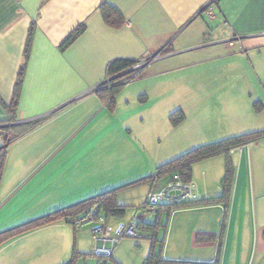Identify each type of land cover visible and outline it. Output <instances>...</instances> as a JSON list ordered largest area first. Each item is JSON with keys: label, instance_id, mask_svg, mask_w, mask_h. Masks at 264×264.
<instances>
[{"label": "crops", "instance_id": "1", "mask_svg": "<svg viewBox=\"0 0 264 264\" xmlns=\"http://www.w3.org/2000/svg\"><path fill=\"white\" fill-rule=\"evenodd\" d=\"M207 1L0 0V126L10 124L7 127H13L15 133L29 131L27 143L32 151L44 152L45 157H54L49 151L56 146L60 151L71 145V152H78L79 146L85 148L93 143L109 146L117 136L119 144L126 145L139 156V152L147 150V136L151 133L154 136L156 125L148 121L147 128L140 129L143 122L138 124L135 117L141 114V119L150 118L148 115L155 106L148 104L151 97H161L159 109L167 107V102L162 101L169 96L170 82L178 79L182 81L184 98L192 105L184 110L176 107L164 114L161 121L167 125L164 124L163 135L170 133L172 143L175 130L182 126L186 130L179 138L180 143L215 135L219 137L216 139H222L241 130H263L264 0H216L213 18L202 13ZM102 4L111 5L121 14L122 27L112 28L103 21L99 12ZM81 24L83 32L61 48L63 40ZM156 55L158 57L144 67L139 83L130 89L134 91L132 97L137 98V113L127 110V99H119L123 90L114 94L109 105L91 90L109 75L108 65L112 61H139ZM23 63V79L15 106L11 107L16 78ZM216 79L228 87L239 79L246 85L241 90L219 92L215 106L199 105L211 97L200 89L201 85ZM256 101L261 106L259 111L253 108ZM122 103H125L126 114L119 115L118 107ZM176 110L182 112L183 120L172 125L168 117ZM81 130L86 131L85 137L80 139L77 135ZM156 140L160 141L161 137ZM168 152L169 149H164L151 154L152 161H156L154 167L170 159L164 157ZM120 153L126 155L124 151ZM89 157L84 159L82 155L77 159L84 161ZM226 158L233 172L229 190L222 197L221 180ZM9 164L6 159L4 170ZM79 174V178L87 182L94 177L84 169ZM172 174L165 173L153 179H149L151 175L139 176L141 178L133 184L116 191V201L125 207L124 215L109 217L108 222L116 225L134 220L137 226L138 222L149 226L145 228L148 236L139 237L148 243L131 242L137 248L147 245L142 264H152L148 257L156 253L160 261L264 264V137L232 147L227 154H216L193 163L189 181L194 184L197 203L174 209L163 207L150 213V220L147 219L149 214L137 212L146 194L163 185ZM146 177L149 178L141 180ZM16 179L12 172L10 183ZM7 182L1 181L0 186L4 188ZM95 186L94 183L83 184L75 192L82 196L68 205L111 188L95 190ZM125 187L143 188V197L137 204H127L125 196L121 197ZM12 196L6 197L11 199ZM209 199L213 201L204 204ZM40 216L32 215L25 218L28 219L25 222ZM110 218L116 219L114 224ZM55 222L2 242L0 264H62L72 252L78 254L74 264L87 258V254L75 250L82 233L73 235L74 248L67 239L63 244L60 238L42 233L46 228L55 227ZM90 235L92 237V228ZM122 239L110 257L116 264H124L119 248Z\"/></svg>", "mask_w": 264, "mask_h": 264}, {"label": "rangeland", "instance_id": "2", "mask_svg": "<svg viewBox=\"0 0 264 264\" xmlns=\"http://www.w3.org/2000/svg\"><path fill=\"white\" fill-rule=\"evenodd\" d=\"M154 57L157 58L158 55ZM154 57L148 59L151 60ZM243 69L245 70V74L247 75L246 68L243 67ZM238 73L243 74L244 71H239ZM139 81L140 80L137 78L133 81L128 82L116 93L118 94L123 90L122 93L124 94H121L122 96L119 99L128 100V103L126 105H129L127 108L129 112L137 113L135 111L136 109H138L137 98L132 97L134 91H131L130 89H132L135 84L139 83ZM181 82L182 81L178 79L172 80L170 82V90L168 91L169 96L167 97V99L165 98V100L162 101L167 102L165 103L167 107L159 109L157 106L161 105V103L158 105L159 101H161V97H151L148 104H155V106L152 108V113L148 115L150 118L143 117V119H141L140 116H143L141 114L135 117L134 120L138 124L143 122L141 125H139L140 129H146L148 126V121H150L152 124L154 121L156 125L154 136L152 135V133L147 136L149 137L148 140H146L148 142L147 150L145 152H139V156L134 154V152H132V149L129 150L126 145L119 144L118 141H120V139L118 138L119 136H117L111 140L109 146H106V143L105 145L93 143L94 145H90L85 148L79 146V151L77 150L78 152H71L73 149V146L71 145L64 146L60 151L58 149L59 146H56L55 148H53V150L49 151L51 156L53 155L54 157H45L44 152L36 153L35 151H32V146L30 147L27 143V133L29 131L24 129L19 130L17 133H15L13 127L8 128V125H1L0 155H2L3 157V164L0 176V184L3 180L9 182L5 184L4 188L0 186V230L8 228L20 222H25V220H28L25 218H29L32 215H43L45 213H49L50 211L52 212V210L69 206L68 204L75 202V200H78L76 199L78 198V196H82L80 194L75 195V192L80 187L82 188L83 184L94 183L96 184L95 187L97 188L95 190H103L102 188L111 187L109 189H105L106 191L115 188L112 186H124L134 182V180H137L141 177L154 175V171L156 168L154 167V164H156V161H152L153 156L151 154H155V152H161L164 149H169V152L164 156L165 159L170 158L167 160L169 161L197 145L209 143L207 141H210L211 139H215L211 142L220 140L216 139L219 137H216L215 135L207 136L206 138L193 140L187 143H180L179 138L186 130L184 126H182L183 128L181 127L175 130L174 143L170 141V133L163 135V132L165 130V123L161 120L164 119V114H166L168 110H173L176 107L182 108V110H184L188 106L190 108L192 105V103H189L182 94ZM243 82L244 81L239 79V81L233 82V84L229 87L220 84L217 79L203 82L200 89L207 92V94L211 95V97L206 102L199 103V105L205 107L215 106L217 95L219 92H224L231 89L233 91L241 90L243 86L246 85ZM128 90L130 91L127 94ZM124 109L125 103H122L118 107L117 114H126ZM99 117H101V115ZM116 119L117 118H115V120ZM97 120H100V122H102L100 118H97ZM165 125H167V123ZM134 130L136 129L133 126V131ZM85 131L86 130H81L78 133L77 137H79L80 139L84 138ZM248 132L250 131L241 130L234 135L244 134ZM158 136L161 137L160 141L156 140ZM77 146L78 145H74V147ZM86 150L88 151V153L85 152ZM120 151H124L126 155L121 156L122 153H120ZM82 155H84V159L87 156L89 157V155L92 156L84 160L86 161L84 162L77 159V157H81ZM6 159L7 161H10V164L8 169L4 170L3 167ZM107 167L109 170H106ZM82 169H84V171H90L93 174L94 177L90 179V181L93 182H87V179L79 178V173L82 171ZM12 172L15 173L17 179L15 182L10 183ZM59 172L63 173L62 177L58 176ZM124 191L125 192L121 195V197L125 196L124 200L127 204H137V202L140 201V198H142L144 194L143 188L125 187ZM10 195H13L11 199L10 197H6ZM5 200L7 201L5 202ZM131 206L129 208H132ZM71 217V215H67L66 218L60 217L56 220H53L56 221V226L49 229L46 228L45 230H42V233L48 236H55L60 238V241L62 240L63 244L67 239L70 246H73L74 244L73 235L75 233H78L79 236V233H82V237L79 238V241L77 242V245L75 247L77 249L75 250L78 252H84V254H87V256H85L87 258H81L77 264H116L110 258L98 257L91 254L93 243L91 235L89 237V232L92 224L84 223L76 229L71 224V220L73 219V217ZM151 218L152 214L150 215L149 213V215H147V219L150 220ZM109 221L114 224L116 219L110 218ZM162 221H164L165 223L166 215L162 218ZM162 230H164L163 227ZM140 241H146V239H140L139 237H125L122 239L119 248L121 247L120 249H122L121 254H123L122 261L124 264L144 263V257L147 252V245L142 246L141 248H137V246L132 244L139 243ZM146 242L148 243V241ZM65 252L67 254V251Z\"/></svg>", "mask_w": 264, "mask_h": 264}, {"label": "trees", "instance_id": "3", "mask_svg": "<svg viewBox=\"0 0 264 264\" xmlns=\"http://www.w3.org/2000/svg\"><path fill=\"white\" fill-rule=\"evenodd\" d=\"M99 12H100V15L103 21L112 28H120L124 24V19L121 16V14L111 5H108V4L100 5ZM83 30H84L83 24L76 27V29H74L63 40V42L61 43V48H65L66 46H68L76 37H78L83 32ZM25 50H26V55H27L28 50H29V43L26 44ZM26 57L27 56H25V59ZM135 62L137 61L123 60V59L114 60L108 65L107 72L109 75H115L121 71H124L125 69L133 65ZM24 63L22 64V66L20 67V70L18 71L16 83H15L14 90H13L11 107L15 106V102L17 100V95H18L20 85L23 79ZM121 79H123L121 76L116 77L109 83V85L107 84L99 85L95 92L100 94L104 99L107 97H110L111 99L110 104H111L113 101L114 94L119 90L120 87L124 85V83L121 82ZM253 108L255 111H259L261 109V106L256 101L253 103ZM168 118L172 125H176L183 120V114L181 111L176 110L172 112ZM262 137H264V129L257 130V131H251V132L239 134V135H233V136L220 139L215 142H209V143L197 145L191 148L190 150L176 156L175 158L158 165L155 168L154 175L158 177L165 173H169V174L178 173L179 176L183 180H189L191 166L193 163L200 161L202 159L208 158V157H212L216 154H227L229 149H231L232 147L239 146L247 142H253ZM2 164H3V157L2 155H0V176H1ZM232 172L233 170H232L231 162L229 158H226L224 175L221 180L222 197L229 190ZM154 175H151L150 178L146 177L141 180H147V178L153 179V177H155ZM130 184H133V183H130ZM130 184H127L124 186H128ZM122 187L123 186L119 188H114V189L103 191L99 194H96L92 197H88L83 200H80L67 207L53 210L52 212H49L45 215L37 217L33 220H29L21 224H18L16 226H13L11 228H8L6 230H3L0 232V244L14 235L26 232L32 228H36V227L54 222L53 220H56L57 218H60V217L66 218L67 215H71L73 218H75L79 216L84 210L91 208V207H96L97 213L102 214L105 219L109 217H122L124 215L125 207L123 205L118 204V202L116 201V191ZM212 201L213 200L209 199L208 201H204V204H208L209 202H212ZM197 202L198 201L194 203H197ZM184 206H187V205L185 204H180V205L162 204L159 206L157 211H159V209L163 207H165L166 209H174V208L184 207ZM141 223L138 222V227L140 229H144L143 231H145V228H149V226H145L144 224H141ZM150 238H153V236H150ZM77 256H78L77 253L72 252V255L70 256V258L62 264H74ZM158 259L159 258H158L157 253L152 254L150 257H148V260L152 264H197V263L186 262V261H170V260L160 261ZM201 264H207V263H201Z\"/></svg>", "mask_w": 264, "mask_h": 264}, {"label": "built area", "instance_id": "4", "mask_svg": "<svg viewBox=\"0 0 264 264\" xmlns=\"http://www.w3.org/2000/svg\"><path fill=\"white\" fill-rule=\"evenodd\" d=\"M215 3L216 0H208L202 8V13L208 18L214 17L213 10ZM149 60L150 59L139 60L124 71L115 75L106 76L103 81L91 90L96 91L99 85H109V83L116 77L121 76L123 78L121 79V82L124 84L139 78ZM110 102V97L105 98L106 105H109ZM196 200L194 184L189 180H183L178 173H174L163 185L146 194L144 200L138 206L137 212L143 214L156 213L158 207L162 204L180 205L193 203ZM84 223L92 224L93 245L91 253L98 257L110 258L114 247L124 237L137 238L148 236L146 232L138 229L137 223H135L134 220L119 222L116 225L110 224L102 214L97 213L96 207L84 210L79 216L71 220V224L74 228H77Z\"/></svg>", "mask_w": 264, "mask_h": 264}]
</instances>
